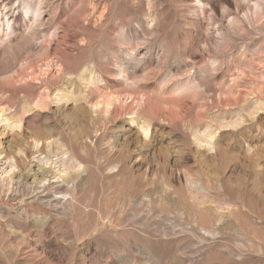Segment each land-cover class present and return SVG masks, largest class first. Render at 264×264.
<instances>
[{
    "label": "rangeland",
    "instance_id": "1",
    "mask_svg": "<svg viewBox=\"0 0 264 264\" xmlns=\"http://www.w3.org/2000/svg\"><path fill=\"white\" fill-rule=\"evenodd\" d=\"M0 264H264V0H0Z\"/></svg>",
    "mask_w": 264,
    "mask_h": 264
},
{
    "label": "bare ground",
    "instance_id": "2",
    "mask_svg": "<svg viewBox=\"0 0 264 264\" xmlns=\"http://www.w3.org/2000/svg\"><path fill=\"white\" fill-rule=\"evenodd\" d=\"M19 162V161H17ZM19 164V163H18ZM20 165V164H19ZM23 165V164H22ZM25 168V167H24ZM43 168V167H42ZM41 168V169H42ZM32 170V169H31ZM23 171V170H22ZM27 172V171H26ZM31 172V171H30ZM28 174V173H27ZM51 174V173H50ZM49 174V175H50ZM55 175V174H54ZM27 176V175H26ZM32 180L30 181V184L27 183V180H23L24 182L21 183V191H25L27 188L31 189V192H44L46 190H51L55 188L56 190H61L64 185L62 183L60 184H52V183H47L46 181L48 180V171L44 168L43 170L40 171V169H37L34 171V173L31 174ZM56 178V177H55ZM60 178V176L58 177ZM58 178L56 180H58ZM51 179V178H50ZM61 179V178H60ZM59 179V180H60ZM69 179V178H68ZM64 183H66L67 180L63 179ZM56 182V181H55ZM15 183V182H14ZM59 183V182H58ZM17 185V184H16ZM19 185V184H18ZM18 189V188H17ZM29 189V190H30ZM41 189V190H40ZM63 190V189H62ZM52 191V190H51ZM17 192V191H16ZM63 192V191H62ZM42 194V193H41ZM23 195V193H22ZM38 195V194H37ZM25 196V195H24ZM39 197V196H38ZM47 198V197H46ZM49 198V197H48ZM28 199V198H27ZM57 200V199H56ZM28 201V200H27ZM51 203V202H50ZM54 204V203H53ZM23 208V207H22ZM54 208V207H53ZM27 210V209H26Z\"/></svg>",
    "mask_w": 264,
    "mask_h": 264
}]
</instances>
